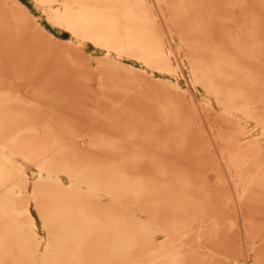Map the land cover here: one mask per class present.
Masks as SVG:
<instances>
[{
  "label": "bare ground",
  "instance_id": "1",
  "mask_svg": "<svg viewBox=\"0 0 264 264\" xmlns=\"http://www.w3.org/2000/svg\"><path fill=\"white\" fill-rule=\"evenodd\" d=\"M36 1L45 7L47 13H54L57 20L73 34H78L80 29L84 34L91 26L92 43L120 54L127 46L140 52L137 59L145 64L154 60L150 53L144 55L149 45L145 31L153 23L147 9L155 10L162 16L161 22L167 31L168 19L175 29L185 28L187 38L182 46L193 77L213 97L220 96L231 105L230 109L220 106V112L214 118L222 125L231 124L230 128L234 125L239 127L237 132L225 139L230 142L222 147L216 162L226 170L231 185L226 189L224 178L218 177L221 172L212 173L215 178L209 179L208 174L204 176L200 173V164L193 167L201 161L200 156L204 157L199 134L193 125H187L178 104L169 95L162 94L159 86L167 87L165 83L154 81L142 71L125 67L117 61L108 58L100 61L99 89L102 91L93 92L94 119L99 123L92 127V145L102 143L101 152H109V155L105 153L108 158L100 163L92 156V264H102L101 260L106 259L108 252L115 254L132 248L127 240H117L130 238L131 232L119 231L115 224L138 223L134 233L143 239L149 238L148 246L141 249L145 264H215L210 257L220 254L218 247L208 245L210 253L203 254L200 249L186 243L187 233L194 224H198L199 228L203 226L209 234L211 231L216 234L220 231L221 221L234 217L237 219L235 223H238V218L243 225H253L256 221L254 225L264 230V62L259 68L248 65L254 57L258 59L248 50L250 30L223 31L222 26L220 30L211 29L209 24L212 25V20L202 17L209 3L225 5L233 0H153L152 3L147 0ZM261 5L264 8V2ZM190 15L191 18L186 20ZM118 94L132 103L129 112L109 111L108 107L119 106ZM203 117L206 120L207 116ZM246 121L254 125L246 128ZM114 130L117 132L111 133ZM95 133L103 135L108 141H96ZM117 141L121 142L120 145L126 143L131 146L124 149L126 154L136 151L140 155L138 166L120 158L126 154L122 146L115 145ZM137 143L141 147H135ZM154 151L160 156H153ZM175 154L186 159L185 169L178 171V163L172 160ZM4 162L11 161L5 158ZM64 166L63 173L69 175ZM10 168L11 165L0 164V191L13 180ZM214 168V172L219 169L216 164ZM39 184L42 185L41 182ZM71 184L77 186L78 181H71ZM8 192L4 199L0 197V217L6 213V202L13 195L12 189ZM62 192L64 199L57 201L40 189L39 195L44 196L45 202L38 204L36 209L50 235L68 231L69 220L85 221L84 212L75 208L72 201H66V191ZM104 196L106 201L101 199ZM103 204L109 206L104 207ZM228 209L231 210L226 211ZM209 210L212 213L208 214ZM137 212L145 216L146 222ZM207 221L206 226L202 225ZM78 224L81 223L76 222ZM82 230L79 228L70 237L68 245L63 242L53 247L45 245L47 249L40 256L41 263H78L84 255L81 249L85 248ZM17 231L14 229V232ZM154 232L165 237L157 245L152 241ZM9 233L12 234V231ZM4 238L6 236L0 234V249L4 247ZM260 240L258 244L252 242L246 246L253 254V264H264V234L260 235ZM229 241H221L225 251L226 248L230 250L231 245L234 250L235 243L231 240L229 245ZM17 253L24 256L19 249ZM113 260L111 264H128L126 259ZM14 264L21 263L14 261ZM22 264H25L24 260Z\"/></svg>",
  "mask_w": 264,
  "mask_h": 264
},
{
  "label": "rangeland",
  "instance_id": "2",
  "mask_svg": "<svg viewBox=\"0 0 264 264\" xmlns=\"http://www.w3.org/2000/svg\"><path fill=\"white\" fill-rule=\"evenodd\" d=\"M262 2L264 0H233L225 5L209 3L202 16L212 20V25L209 24L211 29L222 26L223 31L250 30L248 50L258 57H254L248 64L252 68H259L264 62V46H261L264 44ZM147 10L153 23L145 31L149 45L144 55L146 52L150 53L154 60L145 64L137 59L140 52L127 46H124L120 54L92 43L91 26L84 34L81 33L83 29L78 34H73L57 20L54 13H47L45 7L36 0H0V164L11 165L14 175L11 184L0 191V197L4 199L9 194V189L13 190V195L6 202V213L0 217V234L6 236L2 241L4 247L0 249L1 264H14V261L22 264L23 260L25 264H50L41 263L40 256L47 249L45 245L50 244L53 247L62 242L68 245L70 237L79 228H83L82 232L85 234L82 239L85 248L81 249L84 254L82 259L75 264H92V156L100 163L107 160L105 153L109 155V152H101L102 143L92 145V127L99 123L94 119L96 112L93 97L95 92L102 91L99 89V64L106 58L142 71L154 81L165 83L167 87L159 86L160 91L178 104L187 125H193L199 134L204 157L200 156L201 161H197L193 167L200 164V173L204 176L208 174L209 179L215 178L214 173L221 172L218 177L224 178L225 188L231 187L226 170L216 162L219 161L218 155L222 147L230 142L225 139L229 134L237 132L239 127L234 125L230 128L231 124L222 125L214 118L220 112V106L230 109L231 105L220 96L213 97L193 77L182 46L187 38V30L182 27L175 29L167 17V31L165 24L161 22V15L155 10ZM89 18L92 20L91 16ZM189 18L191 15L186 20ZM118 95L119 106L108 107L109 111L117 109L129 112L132 103L127 97ZM203 116H207L206 120ZM253 125V122L246 121V128ZM113 132L117 131H111ZM98 133H95L97 137H93L96 141H108L103 135L98 136ZM120 144L117 141L115 145L122 146V151L126 154L124 149L131 146ZM135 147H141V144L137 143ZM153 153V156L159 155L158 152ZM5 158L11 162H4ZM120 158L137 166L141 161L136 151ZM172 160L178 163V171L187 166L186 159L177 154ZM188 163L190 164L189 161ZM61 164H65L69 175L63 173ZM215 164L219 167L217 172L213 171ZM74 180L78 181L77 186L71 184ZM40 189H44L45 194L51 195L57 201L64 199L62 191H66V201H72L75 208L84 212L86 222L69 220L68 231L50 235L49 228L43 226L36 209L38 204L45 202L44 196L39 195ZM101 199L107 200L105 196ZM137 214L146 222L145 216L139 212ZM238 220L235 223L237 219L232 217L221 221L220 231L216 234H212L213 231L209 234V230L194 224L187 233L186 243L200 249L203 254L210 253L208 245L218 247L220 254L210 257L215 264H253V254L246 246L261 241L263 227L254 225L256 221L253 225H243L239 218ZM76 222L81 224L76 225ZM206 223L208 221L202 225L206 226ZM137 225V222L114 225L119 231L131 232L130 238L117 240H127L132 248L115 254L106 253V259L101 260L102 264H111L113 259H126L128 264H145L141 249L148 246L149 238L143 239L134 233ZM14 229L18 231L14 232ZM11 231L12 234H8ZM154 236V245L165 238L157 232H154ZM227 239H230L229 245L231 240L235 243L234 250L232 245L230 249L233 253L227 248L226 251L225 248L222 249L224 243L221 241ZM229 245L226 247H230ZM18 249L23 252V257L18 255ZM65 251L69 252V249L65 248Z\"/></svg>",
  "mask_w": 264,
  "mask_h": 264
}]
</instances>
